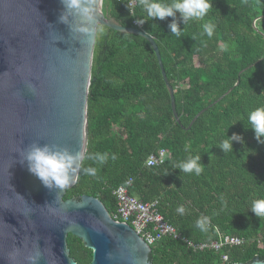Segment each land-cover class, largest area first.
Segmentation results:
<instances>
[{
  "label": "trees",
  "instance_id": "16d2710c",
  "mask_svg": "<svg viewBox=\"0 0 264 264\" xmlns=\"http://www.w3.org/2000/svg\"><path fill=\"white\" fill-rule=\"evenodd\" d=\"M102 6L107 16L127 27H135L134 20L145 15L138 3L131 13L128 0H103ZM172 20H148L142 29L159 47L179 120L151 43L134 33L98 27L85 159L64 199L91 195L111 213L116 208L113 190L132 177L130 194L143 201L158 199L159 212L184 237L198 243L216 240L220 233L246 239L214 251L194 250L182 240L165 237L151 245L152 264H247L255 257L264 261V219L250 209L253 200L264 199V144L241 120L264 105V0H213L202 20L186 27L180 22V37L170 33ZM205 22L216 25L211 39L200 35ZM233 133L246 143L234 141V152L223 153L217 145ZM160 147L168 150V158L145 166ZM96 152L107 153V162L87 159ZM189 155L201 156L199 176L175 168ZM89 166L97 169L96 175H85ZM181 205L183 215L176 211ZM202 216L209 218L207 232L196 227ZM67 247L77 264L91 263L92 249L82 238L68 233Z\"/></svg>",
  "mask_w": 264,
  "mask_h": 264
},
{
  "label": "water",
  "instance_id": "95a60500",
  "mask_svg": "<svg viewBox=\"0 0 264 264\" xmlns=\"http://www.w3.org/2000/svg\"><path fill=\"white\" fill-rule=\"evenodd\" d=\"M102 4L97 0V23L87 36L78 30L81 18L62 0H0V264H77L69 255L68 233L92 249L90 264H152L151 246L128 223L114 219L99 198L64 199L66 189L46 188L26 160L34 145L85 154L98 26L151 43L179 120L155 39L107 16ZM247 264L264 261L255 257Z\"/></svg>",
  "mask_w": 264,
  "mask_h": 264
},
{
  "label": "clouds",
  "instance_id": "9594fccd",
  "mask_svg": "<svg viewBox=\"0 0 264 264\" xmlns=\"http://www.w3.org/2000/svg\"><path fill=\"white\" fill-rule=\"evenodd\" d=\"M142 12L143 19L136 22L139 25L148 20H165L172 17L168 25L170 33L176 37L182 35L180 22L188 26L191 21H199L206 17L213 7V0H137ZM65 9L74 12L81 18L79 31L87 36H92L97 23V0H62ZM177 14L179 18L177 19ZM61 21L67 23V18L61 16ZM216 25L212 22H205L201 25L200 35H206L211 39L214 35ZM195 39V37H193ZM226 51V49H221ZM246 127L254 131L258 143L264 144V105L256 107L247 113ZM239 120V121H241ZM246 143L241 134L233 133L226 135L217 147L223 153L234 152L233 142ZM187 151V149H186ZM85 159L83 151L72 153L68 149H54L48 145L32 146L27 152L26 160L28 170L35 175L48 189L65 190L79 179L78 172L80 162ZM87 159L96 164H104L108 160L107 153H90ZM115 159V156L112 157ZM183 173H191L199 176L203 172L200 155H189L185 160L175 164ZM97 169L89 166L84 169L85 175H96ZM251 211L256 217L264 219V199H256L251 202ZM177 213L183 215V205L177 207ZM209 218L202 216L196 221V227L201 232H207Z\"/></svg>",
  "mask_w": 264,
  "mask_h": 264
},
{
  "label": "built area",
  "instance_id": "2783aa9c",
  "mask_svg": "<svg viewBox=\"0 0 264 264\" xmlns=\"http://www.w3.org/2000/svg\"><path fill=\"white\" fill-rule=\"evenodd\" d=\"M137 0H128L131 13H133ZM134 20L135 27L142 29V25L137 24ZM169 156L166 148L160 147L154 153L150 154L145 160V166L151 167L163 163ZM132 177H129L123 185L113 190L116 199V208L110 215L122 222L128 223L133 229L149 244H155L162 238H172L182 240L186 245L194 250L213 249L214 251L222 250L226 247H234L243 244L246 239L239 236L219 234L218 239L209 242H194L184 237L176 227L165 219L164 215L158 210V199L152 201H143L136 195L130 194L129 186L132 183ZM227 260L228 256L223 255Z\"/></svg>",
  "mask_w": 264,
  "mask_h": 264
},
{
  "label": "rangeland",
  "instance_id": "374dc122",
  "mask_svg": "<svg viewBox=\"0 0 264 264\" xmlns=\"http://www.w3.org/2000/svg\"><path fill=\"white\" fill-rule=\"evenodd\" d=\"M99 27V26H98Z\"/></svg>",
  "mask_w": 264,
  "mask_h": 264
}]
</instances>
